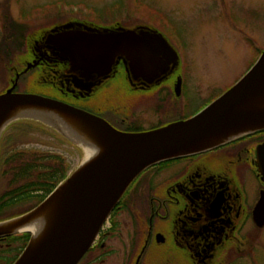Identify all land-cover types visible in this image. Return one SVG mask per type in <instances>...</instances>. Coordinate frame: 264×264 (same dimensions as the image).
<instances>
[{
  "label": "water",
  "instance_id": "obj_1",
  "mask_svg": "<svg viewBox=\"0 0 264 264\" xmlns=\"http://www.w3.org/2000/svg\"><path fill=\"white\" fill-rule=\"evenodd\" d=\"M71 25L45 30L44 38L33 43L34 58L27 61L21 71L15 72L11 85L0 92V126L17 107L55 111L64 119L96 130L103 148L94 158L67 174L36 206L15 217L0 220L2 223L20 218L28 222L51 206L57 196L54 220L36 243L31 244L32 236L28 231V242L11 264H77L95 241L103 222L128 185L143 170L158 162L204 152L238 135L264 129V50L233 85L202 109L189 117L146 130H120L103 117L62 100L36 92L13 90L22 73L47 61L42 60L46 53L41 54L40 50L44 42L54 58L48 59L67 62L65 71L69 72L68 76L73 83L83 82L87 90L109 78L112 68L120 60L133 79H142L150 85L163 80L178 65V55L166 38L147 27ZM61 72L57 74L61 75ZM91 76L96 78L88 79ZM180 81L177 77L176 95L180 93ZM47 122L57 127L55 123ZM245 128H249L248 131ZM239 130L245 132L236 133ZM232 133L235 136L215 142ZM256 162L258 173L264 180V141L256 147ZM253 220L258 227L264 225L263 196L254 206ZM9 234L12 232L0 231V238ZM156 235L159 240V234ZM139 258L140 254L135 264Z\"/></svg>",
  "mask_w": 264,
  "mask_h": 264
},
{
  "label": "rangeland",
  "instance_id": "obj_2",
  "mask_svg": "<svg viewBox=\"0 0 264 264\" xmlns=\"http://www.w3.org/2000/svg\"><path fill=\"white\" fill-rule=\"evenodd\" d=\"M4 8L15 20L24 22L29 33L41 34L59 22L63 23L61 26H67L73 16L85 17L99 27L118 23L129 29L137 24H151L160 29L178 55V65L169 80L157 90L138 93L130 91L123 79L117 77L90 99L100 104L101 110H106V116L110 110L117 112L118 117L125 120L120 126L124 131L146 130L162 125L161 122L166 124L196 113L204 100L233 85L264 50V0H0V31ZM21 62L17 56L13 66H19ZM4 64L0 59V91L7 86L10 75ZM35 73L24 80L31 82ZM176 75L181 79L179 95L174 91ZM49 95L57 96L55 93ZM89 104L82 106L92 108L87 110L91 113L97 112L96 107ZM21 120L46 128L47 134H31L46 142L30 141L20 147L62 154L67 163V174L84 161L82 145L47 121L22 116L7 125ZM153 170H146L140 184L150 178ZM167 171L171 172V168ZM32 201L15 204L6 211L25 213ZM129 204L140 217L150 212L149 204L140 197ZM135 215L128 209L109 214L94 241L97 245L78 264H135L146 233L145 224H139ZM111 226L113 228H109ZM257 230L252 261L245 257L232 264H264V227ZM23 232L28 231L12 234L18 236ZM4 243L0 242V264H6L20 247V242L8 248ZM100 243L102 247H99ZM152 255V248L145 247L138 264H157Z\"/></svg>",
  "mask_w": 264,
  "mask_h": 264
},
{
  "label": "flooded vegetation",
  "instance_id": "obj_3",
  "mask_svg": "<svg viewBox=\"0 0 264 264\" xmlns=\"http://www.w3.org/2000/svg\"><path fill=\"white\" fill-rule=\"evenodd\" d=\"M73 17L68 20L73 27H99L85 17ZM60 24L63 23L59 22L54 26L58 27ZM141 26L164 36L160 29L151 24H137L134 27ZM109 27L124 26L115 23ZM44 32L40 40L44 38ZM35 41L39 40H34V43ZM168 43L170 44L169 41ZM40 50L41 54L46 53L42 60L51 62H43L41 65L39 79L41 86L46 90L40 94L62 100L74 107H85L86 110L92 108L83 107L82 104L90 103L91 107H96L95 114L117 129L124 130L120 126L125 120L119 118L117 112L110 110V114L106 116V110H101L100 104L90 100L94 94L105 88L106 82L93 84L91 89L95 88V93L84 96L81 87L86 85L81 81L73 83L68 76L69 72L65 71L68 63L53 62L54 58L50 56L51 52L45 42L40 46ZM60 71L62 78L57 74ZM173 72L175 70L166 74L157 84L150 85L142 79H133L120 60L112 68L110 78L121 77L128 89L139 93L157 90L169 80ZM53 93L57 96L49 95ZM263 141L264 129H259L238 135L204 152L166 160L170 161L169 164L154 168L150 178L140 184L146 176V170L144 171L142 178L138 179L137 191L132 190L130 193V203L138 197L145 199L150 212L147 216L140 217L137 210L132 209L133 206L130 210L136 214L135 218L139 224H145L143 245L146 242L144 248H152V256L157 264H232L245 257L252 261L250 259L254 254L256 230L264 227H258L253 220L254 206L260 197L264 198V180L258 173L256 162V147ZM167 168H171V172H168ZM109 231L108 229L106 234ZM156 234H159V240ZM7 237L0 238V242L5 241L4 244L8 248L14 242L8 241ZM96 245L97 241L93 243L92 248ZM143 245L136 257L143 253ZM99 247H102V243Z\"/></svg>",
  "mask_w": 264,
  "mask_h": 264
},
{
  "label": "trees",
  "instance_id": "obj_4",
  "mask_svg": "<svg viewBox=\"0 0 264 264\" xmlns=\"http://www.w3.org/2000/svg\"><path fill=\"white\" fill-rule=\"evenodd\" d=\"M41 35L43 34L34 32L29 33L25 23L15 20L8 9L6 10V8H4V19L2 30L0 31V59L5 63V68L8 69L10 75L8 78L9 80L6 82L7 86L2 91L11 85L15 72L21 71L25 67L26 62L34 58L32 46L34 40L41 39ZM16 55L22 60L19 66H13L14 60L17 57ZM254 61L255 59L250 62L248 68ZM33 72H36V75H34L32 81L28 83L24 78H27V80L30 79V75ZM40 73L41 64L22 73L13 90L43 93L46 88L40 84ZM20 86L22 89H19ZM218 95L204 100L196 111L202 109ZM161 124H163V122H161ZM46 131V128L37 126L34 122L27 120L17 121L7 126L6 132L0 140V220L22 214L21 212H8L6 210L15 204L33 200L32 204L25 211L30 210L43 200L47 193H50L58 182L62 181L67 176V163L62 154L34 149L33 147L24 148L19 146L22 143L30 141L46 142L40 140L39 137L32 136L34 133L45 135L47 134ZM48 143L53 144L52 142ZM169 162L170 161H164L153 167L160 168L163 165L169 164ZM143 175L144 171L137 175L128 185L110 214L116 213L119 209L130 210V193L132 190L135 192L137 191L139 186L138 179H141ZM7 236L8 241L14 243L20 242L18 250L6 261V264H11L28 242L30 233L23 232L18 234V236L17 234ZM91 249L92 247L85 252L80 261L84 259Z\"/></svg>",
  "mask_w": 264,
  "mask_h": 264
},
{
  "label": "bare ground",
  "instance_id": "obj_5",
  "mask_svg": "<svg viewBox=\"0 0 264 264\" xmlns=\"http://www.w3.org/2000/svg\"><path fill=\"white\" fill-rule=\"evenodd\" d=\"M45 62L50 63L49 61H45ZM94 77L91 76L89 78H94ZM111 80L113 79L110 77L106 79L104 78V80L101 83L106 82L107 84ZM82 91H83L82 95L90 96L91 93L92 95L95 93V88L87 90L85 87H83ZM22 116L33 117V118L50 121V123L52 124L55 123V126H57L68 138L74 141H77L78 144H81L84 150V161L81 164H84L88 160L94 158L96 155H98L101 152L103 148V144L101 140L99 139L96 130H94L93 128L87 125H84V124L74 123L68 119H64V117L58 112L47 111V110L39 109L35 107L32 108V107L26 106V107H17L13 109L9 117L1 124L0 132L14 118L22 117ZM248 129L249 128H245V131H248ZM242 130H239L238 132L236 131V133L245 132ZM232 136H235V135L233 133L227 134L226 136L218 138L215 142H221V141L227 140ZM158 163H161V162H158ZM62 189H64L63 185H62ZM56 200H57V196L52 201L51 206L49 205L46 210H44L43 212H40L37 217H34L28 222L21 221L20 218H15V219L0 223V231L19 232V231L27 230L31 232V236H32L31 244L36 243L37 240L43 234L45 228L49 226V223L53 221L55 218V215H56L55 213L57 212L55 211L56 209L55 206L57 204Z\"/></svg>",
  "mask_w": 264,
  "mask_h": 264
}]
</instances>
